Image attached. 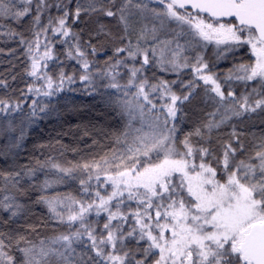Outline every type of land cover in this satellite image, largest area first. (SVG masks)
Returning a JSON list of instances; mask_svg holds the SVG:
<instances>
[{
  "label": "snow or ice",
  "instance_id": "obj_1",
  "mask_svg": "<svg viewBox=\"0 0 264 264\" xmlns=\"http://www.w3.org/2000/svg\"><path fill=\"white\" fill-rule=\"evenodd\" d=\"M85 17L96 27L82 45L72 25ZM5 25L0 36L23 49L24 75L31 78L22 95L54 97L75 82L62 68L58 83L45 71L58 59V43L83 69L79 80L89 95L100 97L105 112L97 115L110 111L122 127L103 155L19 164L15 150L29 128L56 108L34 100L19 124H0L7 141L0 158L12 159L0 169V264H264V132L253 134L246 148L234 123L260 117L264 124V0H0V28ZM109 48L112 55L96 67L95 58ZM241 51L248 60L221 77L216 66ZM189 69L191 79L181 81ZM197 99L210 110L182 133L183 106ZM21 110L19 101L0 98V114ZM225 126L232 131L215 151L213 132ZM83 132L89 134L87 126ZM37 173L42 182H34ZM67 181H78L80 197L47 194ZM33 192L34 203L63 230L47 237L35 224L18 230Z\"/></svg>",
  "mask_w": 264,
  "mask_h": 264
},
{
  "label": "trees",
  "instance_id": "obj_2",
  "mask_svg": "<svg viewBox=\"0 0 264 264\" xmlns=\"http://www.w3.org/2000/svg\"><path fill=\"white\" fill-rule=\"evenodd\" d=\"M70 7H74L70 5ZM51 15H57L58 13L53 8L50 10ZM29 18H25V25H27ZM95 19V18H93ZM100 20H106L107 18L100 17ZM47 21V16L45 17V22ZM18 30H23L20 26H15ZM96 27L93 20L88 18H82L80 22L72 25V29L78 32L81 36V44L89 38V33ZM7 25L4 28H0V32H6ZM25 35L31 38V33L26 32ZM50 36V33H49ZM54 52L58 58L55 61H49V69L45 70L53 79L58 83V75L63 69L64 73L69 76L75 77V82L72 84H65L64 91L57 93L54 97H44L37 95H22L21 93L27 92V84L30 82L31 78L24 75V57L22 55L23 49L19 48L17 43L8 36H0V80H6L7 86H0V98L9 99L13 102L19 101L22 110L13 113L11 116H5L0 114V124L6 123L7 120H12L14 123L19 124L21 120L26 118V114L30 112V106L33 101L39 102L43 101L45 103H50L56 108V114L41 118L35 121L31 125L28 131V136L23 141L22 148L15 150V159L19 164H28L29 162H35L36 159L44 160L48 157H53L61 163H66L67 161H77V160H88L94 156L103 155L108 152L111 147H113L111 135L113 132L119 130L122 127L120 119L112 112L108 111L104 115H97L98 112H105L103 105L97 103L100 99L98 95H89L92 91L87 83H81L79 80V75L83 69L76 63L75 60H68L64 56L63 46L54 43ZM17 49L15 55H13L10 50ZM112 55V51L109 48L106 51H102L95 58L97 63L96 67L103 64L109 56ZM249 55L246 51H241L237 54L235 61L232 58L228 60L221 61L215 68L218 74L222 77L224 72L232 66L234 62H239L241 59L247 61ZM92 59V57H89ZM206 59L209 60L210 64L214 63L215 57L213 56L211 50L207 51ZM62 62V63H61ZM15 65V67H13ZM121 71H124L121 69ZM155 69H150L146 74L149 78H153V72ZM15 76V79L12 77ZM156 76L163 77L169 81L176 80L177 77L174 74H166L156 72ZM126 79V77H125ZM191 79V71L185 70L181 76L180 80L187 82ZM121 80V83H124ZM96 87L99 91L103 92L104 89L102 85L97 83ZM174 90L179 94L182 89L179 83L174 86ZM108 91H113L109 89ZM237 94L242 91V88L236 86ZM203 109V110H201ZM184 112L187 114L185 122L180 124V128L183 132L190 131L196 124L199 123L200 119L204 117L206 111L210 109L205 107L199 99L193 100L190 104H185L183 106ZM43 116V114H41ZM260 117H253L252 120L234 121L237 126V130L242 135V140H244L246 148L251 147L253 140V134L259 136L264 132V124H261ZM96 124L102 125L105 129V133L95 135L92 133L91 128ZM87 126L88 135H84L83 129ZM232 131L231 126L222 127L219 130L213 132L211 146L213 150L219 151L222 143L228 139V134ZM181 133V135H182ZM93 140L96 143H93ZM7 143L4 137H0V148ZM67 146V150H64L62 146ZM75 149V151H73ZM12 163V159L0 158V169L8 168V165ZM44 179L43 173H37L36 180L34 182H42ZM104 191V189H100ZM71 193L74 196L80 197L82 195L80 191V185L78 181H67L63 185H57L52 189H49L48 195H64ZM38 193H31V197L25 200L28 203L31 211L24 218L17 221L20 231H24L27 225L35 224L37 226V233L40 237H47L55 234L57 231L63 230V226L55 223L54 220L50 219V214L45 206L34 203ZM134 207V205H133ZM6 218V214H5ZM104 216L102 215L99 219V227L102 228ZM90 219H97L92 216ZM32 237H36V233L32 234Z\"/></svg>",
  "mask_w": 264,
  "mask_h": 264
},
{
  "label": "rangeland",
  "instance_id": "obj_3",
  "mask_svg": "<svg viewBox=\"0 0 264 264\" xmlns=\"http://www.w3.org/2000/svg\"><path fill=\"white\" fill-rule=\"evenodd\" d=\"M91 132L95 135L103 134L105 133V129L102 125L96 124L93 128H91Z\"/></svg>",
  "mask_w": 264,
  "mask_h": 264
}]
</instances>
